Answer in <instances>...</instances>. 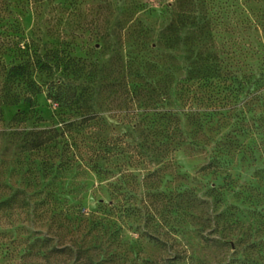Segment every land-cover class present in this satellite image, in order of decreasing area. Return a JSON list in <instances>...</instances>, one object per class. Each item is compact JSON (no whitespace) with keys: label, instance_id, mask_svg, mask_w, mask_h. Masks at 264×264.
I'll use <instances>...</instances> for the list:
<instances>
[{"label":"rangeland","instance_id":"374dc122","mask_svg":"<svg viewBox=\"0 0 264 264\" xmlns=\"http://www.w3.org/2000/svg\"><path fill=\"white\" fill-rule=\"evenodd\" d=\"M173 2L0 0V264H44L40 242L33 244L41 236L48 250L65 249L58 255L63 264L212 263L223 249L221 232L241 239L245 252L264 241V70L258 63L224 70L225 83L190 87L192 115L177 113L182 136L176 138L185 142L175 150L162 151L151 128L145 134L156 141L144 143L141 160L129 151L130 140L124 157L117 149L107 161L92 155L101 140L126 133L123 122L133 121L131 110L146 100L141 91L157 88L165 56L174 57L158 45L162 8ZM128 50L156 67L149 73L139 64L142 85L125 65ZM35 55H55L59 64L49 61L52 69L39 74L30 67V79L42 89L33 96L12 67ZM175 61L168 60L173 70ZM66 63L80 70L72 74ZM60 79L69 80L71 91H86L95 120L81 123L75 105L46 97ZM174 93L160 105L169 108ZM53 130L58 146L31 147Z\"/></svg>","mask_w":264,"mask_h":264},{"label":"trees","instance_id":"16d2710c","mask_svg":"<svg viewBox=\"0 0 264 264\" xmlns=\"http://www.w3.org/2000/svg\"><path fill=\"white\" fill-rule=\"evenodd\" d=\"M161 13L165 15L166 20L158 36V45L163 50H174V57L165 56L166 60L162 62L161 67L163 70L157 88H152L149 85L151 88L148 90L145 88L141 91L144 95L140 98L146 100L138 107V110H131L133 121L123 122L125 126L129 124L127 128L123 126L126 133L115 138L101 140V142H104H100L98 148L92 150V155L95 158L98 157L107 161L111 158L110 151L113 149L120 150L115 153L124 157L127 151L126 148H129L130 144L133 143L134 147L129 151L141 160L143 155L139 153L144 148V143L148 139L156 141L155 136L149 138V135L152 134H145V131L151 128L158 133L157 137L160 139L158 144L163 149L162 151L168 153L175 150L176 147H180L185 142L184 139H177L182 136L178 127L180 120L177 113L178 111L186 113L187 118L192 115L189 104L192 102L193 96L189 93H191L190 87L194 83H200L202 86L225 83L227 80L222 73L230 68H238L236 67L237 63L241 64L240 67L254 68L253 62H256L259 65L258 68L264 70V62H262L264 61V0H174L172 4H166ZM158 45L151 43L150 48L155 49ZM35 57L36 59H34ZM125 57V65L131 70L136 83L142 81L139 72L140 63L148 65L149 73L156 69L149 62L151 60L148 61L145 57H139L132 51L129 52L128 50ZM34 58L31 62L28 59L23 60L20 64L12 67L13 70H18L19 75L27 78V88L33 96L41 93L42 89L39 84L30 79V67L37 69L39 74L43 70L52 69L53 66L49 61H53L54 67L59 64V60L55 55H52L49 59H43L38 55H35ZM173 59L177 60L175 61L174 70L171 63L168 62V60ZM234 59H240L242 63L236 61L235 65H232L231 62L235 61ZM146 61L148 62L146 63ZM70 64L66 63L65 67L69 68ZM79 70L74 65L68 69L72 74ZM66 75L65 77H67ZM146 76H149L148 79L154 78L153 74H147ZM172 77L175 79L176 86H172ZM142 83L144 82L140 84L142 85ZM150 83L154 82L150 81ZM70 85L72 84L66 79L52 82L49 84V88H46V97L59 105H75V108L81 110V113L78 114L83 116L81 123H89L95 120L98 116L97 112L92 109L91 97H87L86 91L82 88L79 92H77V89L71 91ZM172 90L175 91L173 100H171L173 104H170L169 108H164L160 103L169 100ZM135 97L138 98L136 93ZM22 100L31 103L32 98L24 97ZM176 102L179 104L174 106ZM136 117L139 119H135ZM68 125L71 126L73 123L70 121ZM144 125L147 126L146 130L143 127ZM53 132L54 136L48 138L38 137L31 141V147L41 149L47 143L58 146L59 143L56 142L58 135L55 134V130ZM135 133L137 134L136 138L133 137ZM129 140L131 143H128ZM136 140H138V143L135 142ZM150 143L153 144L152 141ZM66 146L72 148V144L68 142H66ZM145 147L149 146L146 145ZM70 154L72 153L68 152L67 159ZM91 166L94 169L97 167L95 163ZM218 236L221 238V244L219 242L218 247L223 248L218 249V251L223 253L226 250L228 254L223 256L219 253L220 259L218 261L212 263L202 262L201 264H259L249 259H253L255 256L264 258V241H259L257 243L258 247L251 252H245L246 249L239 248L241 239L233 241L229 238L231 237L229 234H222V232ZM47 240L44 236L34 239L33 244L40 242V247L37 249L38 255L41 253V258L46 259L44 264H63L64 262L62 263L59 258L64 255L65 249L52 246L53 248L48 250ZM230 244L233 245L232 251ZM249 246L253 248L255 245L253 243ZM50 254L57 255L56 260L51 261L49 259ZM188 259H191V257L189 256Z\"/></svg>","mask_w":264,"mask_h":264}]
</instances>
